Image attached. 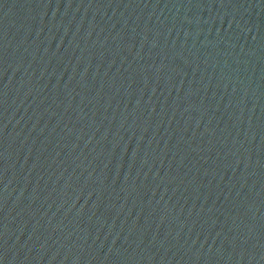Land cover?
I'll return each instance as SVG.
<instances>
[{
	"label": "water",
	"instance_id": "water-1",
	"mask_svg": "<svg viewBox=\"0 0 264 264\" xmlns=\"http://www.w3.org/2000/svg\"><path fill=\"white\" fill-rule=\"evenodd\" d=\"M0 264H264V0H0Z\"/></svg>",
	"mask_w": 264,
	"mask_h": 264
}]
</instances>
